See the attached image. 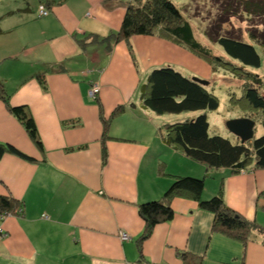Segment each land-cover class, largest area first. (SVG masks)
I'll return each instance as SVG.
<instances>
[{"label": "crops", "instance_id": "obj_1", "mask_svg": "<svg viewBox=\"0 0 264 264\" xmlns=\"http://www.w3.org/2000/svg\"><path fill=\"white\" fill-rule=\"evenodd\" d=\"M119 2L42 0L44 38H4L19 25L0 26V142L21 152L0 159V195L20 205L0 215V264H264V232L241 240L215 228V214L190 194L172 196L173 216L147 233L140 204L162 198L178 176L203 177V199L221 192L230 209L264 227V170L255 162L239 172L209 167L165 142L171 121L134 92L160 65L188 74L169 57L188 50L156 35L99 41L120 30ZM11 106L33 116L41 147ZM168 151L191 166L171 165Z\"/></svg>", "mask_w": 264, "mask_h": 264}, {"label": "trees", "instance_id": "obj_2", "mask_svg": "<svg viewBox=\"0 0 264 264\" xmlns=\"http://www.w3.org/2000/svg\"><path fill=\"white\" fill-rule=\"evenodd\" d=\"M241 1L243 14L258 15L264 20V0ZM261 31L257 33L253 29L250 30L251 40L235 34L221 32L213 34L204 31V35L214 43L207 45L196 37L192 18L183 11L176 0H129L120 30L99 41H106L111 45L121 40L128 42L134 35L164 33L216 68L223 65L237 72L246 71L247 74L244 73L245 76H242L244 83L241 86V95L234 99L231 95L230 101L247 109L254 118H260L264 128V75L253 71L263 65L260 51L261 48L264 51V27ZM91 36L93 37L91 42L98 40L97 34ZM215 45L218 46V51ZM140 90L143 107L151 109L158 115L198 112L194 116L177 119L164 125L165 142L177 146L187 156L209 167H226L235 172L253 162L257 167H264V132L245 143L210 133L207 111L217 110L220 98L211 90L209 84L195 80L193 76L167 64L153 68ZM122 109L118 107L117 113ZM10 110L24 124L33 141L41 147L37 125L27 108L11 106ZM8 152L21 154L19 149L11 144L0 142V159ZM204 188L203 177L178 176L162 198L140 204V213L147 223V233L157 223L173 216L170 198L181 194H190L198 199L201 207L215 214L214 227L238 239H247L256 229L264 232L263 226L230 209L225 204L221 192L210 199H203ZM19 206V202L14 198L0 195V215L17 212Z\"/></svg>", "mask_w": 264, "mask_h": 264}, {"label": "rangeland", "instance_id": "obj_3", "mask_svg": "<svg viewBox=\"0 0 264 264\" xmlns=\"http://www.w3.org/2000/svg\"><path fill=\"white\" fill-rule=\"evenodd\" d=\"M42 0H0V26L4 27L6 24L19 25L14 31L5 33L4 38H13L19 40L20 38H44V35H50L51 32L44 31V25L49 22L50 17L48 15L39 16L36 12L38 4ZM44 1V0H43ZM129 0H120V4L127 5ZM180 4L181 8L188 16L192 18V23L195 30L196 37L203 43L211 45L214 43L209 41L207 36L204 35V31L217 34L218 32L235 34L243 39H250V30H255V32L260 33L264 27V20L258 15H247L243 14L241 0H176ZM29 2V4H27ZM45 6V5H44ZM31 8V11H23L24 8ZM22 9V10H21ZM45 9L47 7L45 6ZM48 10V9H47ZM11 11H15L14 14H10ZM40 11V10H39ZM187 11V12H186ZM235 12V13H234ZM5 28V27H4ZM51 30L52 33H57L60 30L54 29ZM29 33L30 35H27ZM156 37L167 39L175 44H179L183 50H188L187 54L181 55H170V59L176 60L180 66L187 68V73L191 76L200 77L209 81V86L211 90L220 98V106L217 110L207 111L208 118L210 122V133L211 134H220L231 140H236L235 135L228 129L227 121L234 118L241 117H250L255 120V137H258L263 134L264 128L261 123V119L258 117H253V114H249L248 110L243 109L242 107L236 106L231 103V95L233 99L241 94V86L244 83V73L240 71H234L230 67H223L220 65L219 68L214 67L205 59L199 57L198 55L192 53L188 48H186L181 43L175 41L172 37L163 34H155ZM154 36V35H153ZM218 46L215 45L217 50ZM130 52L133 55V58L136 56L134 53L135 49L132 47L129 48ZM218 51V50H217ZM261 56L263 60V65L260 69H253L254 72L264 75V51L261 48ZM160 54H154L153 58L164 57ZM166 55V53H165ZM160 56V57H159ZM216 65V64H215ZM218 66V65H217ZM247 74V73H245ZM245 76V75H244ZM143 82V80H142ZM99 85V84H98ZM141 85L135 90L134 96L138 98L139 90ZM100 86V85H99ZM101 90V86H100ZM196 115L198 112H185L181 114H165L158 115L164 118L166 121H175L177 119H183L188 117V115ZM180 117V118H179ZM144 127L145 134L148 133V126ZM239 140V138H238ZM173 151V150H172ZM168 151V159L170 158L173 163L171 165H181L184 167L191 166L185 160H182V157L173 158V152ZM165 158V157H164ZM162 158L161 161L167 163L166 160ZM185 165H183L182 161ZM194 161V160H193ZM196 162V161H194ZM160 167V164H158ZM174 167V166H171ZM169 167V168H171ZM196 168L197 166H193ZM161 168H167L164 163L161 164ZM258 169L264 170L263 167ZM203 176V175H202ZM215 195V194H214ZM214 195L209 196L212 198ZM209 198V199H210Z\"/></svg>", "mask_w": 264, "mask_h": 264}, {"label": "water", "instance_id": "obj_4", "mask_svg": "<svg viewBox=\"0 0 264 264\" xmlns=\"http://www.w3.org/2000/svg\"><path fill=\"white\" fill-rule=\"evenodd\" d=\"M193 79L204 84H209V81L200 77L193 76ZM228 129L240 139L242 143L249 141L255 137V120L250 117L234 118L227 121Z\"/></svg>", "mask_w": 264, "mask_h": 264}, {"label": "built area", "instance_id": "obj_5", "mask_svg": "<svg viewBox=\"0 0 264 264\" xmlns=\"http://www.w3.org/2000/svg\"><path fill=\"white\" fill-rule=\"evenodd\" d=\"M39 14L42 13L43 15H46L48 13V10L45 9V6L44 4L43 5H40L39 7ZM41 16V14H40ZM100 92V86L98 85V83H94L92 84L90 90H89V95L93 98H95ZM245 169L243 168L242 171H244ZM124 238H128V235L127 234H124L123 235Z\"/></svg>", "mask_w": 264, "mask_h": 264}]
</instances>
